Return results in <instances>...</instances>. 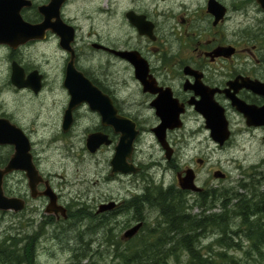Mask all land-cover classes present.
Segmentation results:
<instances>
[{
  "label": "flooded vegetation",
  "instance_id": "1",
  "mask_svg": "<svg viewBox=\"0 0 264 264\" xmlns=\"http://www.w3.org/2000/svg\"><path fill=\"white\" fill-rule=\"evenodd\" d=\"M51 3L50 18L44 22L41 9ZM7 9H12L35 30L34 38L24 43L19 41L20 30L12 31L11 36L4 38L6 41H0V170L6 169L16 148L22 161L20 167L3 173L1 178L3 195L16 198L21 209L0 213L26 221L32 225L31 235L38 238L63 234L76 225H80L82 242L86 234L95 233L94 240L87 238L88 244L83 242L80 255L75 251L76 257L85 258L84 264H91L90 256L100 247L111 249V253L114 248V252L119 253L120 248L128 252L123 256L124 264L134 263L137 250H166L167 244L170 245L169 233L181 237L183 231L173 225L178 215L170 213L179 210L183 212L181 218L188 220L191 219L188 211L193 206L208 204L206 190L201 187L198 192L183 190L178 184V177H183L186 170L193 172L195 180V170L190 165L177 163L181 151L179 138L184 136L187 123L202 121L210 137L204 116L196 109L199 101L207 97L223 108L230 138V110L241 118L246 131L264 138V8L257 0H0L3 28L8 25ZM69 36L72 39L67 43ZM41 45L53 46L59 52V66L50 50L40 52ZM69 66L100 92L104 103L101 110L91 109L87 102L74 107L72 122L64 130L63 120L70 102L65 86ZM136 66L146 69L142 78L138 77ZM130 88L133 91L126 96L124 90ZM46 89L53 102L57 99L63 107L58 131L54 129V121L46 122V129L41 130L49 132L47 138L52 137L53 146H57L58 139H64L62 136L70 135L79 120L91 118L95 122L92 127H85L84 150L90 155L110 154L103 166L106 170L100 171L97 179L99 186L104 187L97 197L84 199L78 191L71 192V182L41 163L39 140H35L37 132L30 125H38L39 111L34 105L44 104L39 98L46 94ZM26 96L36 100L24 102ZM231 96L256 110L257 125L247 124L244 113L232 105ZM163 107L170 108V119L179 110L176 121H169L172 126L180 123L179 127H167L160 132ZM81 109L85 112L80 113ZM104 109L110 122L123 119L136 133L125 159L132 171L115 170L111 164L121 136L120 124L106 123ZM95 133L101 134L102 142L91 152L87 137ZM158 134H163V141ZM146 136L149 140L144 139ZM142 143L152 146L153 152L148 149L144 152ZM27 155L29 161L23 163ZM157 155H162L165 166L155 158ZM160 167L175 170L174 191L172 185L153 182L148 176L151 170ZM123 177L127 178L126 184L119 182ZM226 177L224 174L223 178ZM188 192L196 194L191 200L193 204L183 197ZM174 203L181 204L174 207ZM152 209L162 220H156L154 228H146ZM202 213H195L190 227H184L186 237L192 235L197 257L200 255L195 243L206 231L213 230L205 225L199 228ZM137 225V231L130 234ZM151 234L156 238L150 240ZM194 264L212 262L195 259Z\"/></svg>",
  "mask_w": 264,
  "mask_h": 264
},
{
  "label": "rangeland",
  "instance_id": "2",
  "mask_svg": "<svg viewBox=\"0 0 264 264\" xmlns=\"http://www.w3.org/2000/svg\"><path fill=\"white\" fill-rule=\"evenodd\" d=\"M73 7V6H71ZM75 9V7H74ZM81 19V17H80ZM40 52H46L50 50L54 54L56 59V65L61 64V56L53 46H43L39 47ZM48 68V66H47ZM123 77H120V81L123 82ZM126 78V77H124ZM130 79V78H129ZM134 88V87H133ZM133 88H130L126 91V96H129L130 90L133 91ZM51 96V97H50ZM39 99L44 101V104L34 105L36 110L39 111L38 125L31 124V128L36 129L35 140H39L37 143L38 146V155L42 159V162L46 168L55 174H61L64 176L65 181H69L72 184L69 185L71 192L78 191L84 195V199L97 197L100 194V190L104 189L99 186L97 179L99 178L100 171H105L106 169L103 166H106L110 158L109 152L98 153V154H88L84 150L85 148V127H92L95 122H92V119L89 120H79L78 124L72 130L71 134L68 136H62L64 139H58L55 141L57 146H53L50 141L52 137L49 136V132L41 131L46 129V122H55L54 129L58 131V123L60 118V113L62 112V105L59 100L53 102L52 94L46 89V94L40 97ZM24 102L32 103V100L36 98L24 97ZM85 112L80 110V113ZM79 113V115H81ZM230 119L232 124V135L231 138L223 145L218 146L215 142L211 140L208 135V131L204 128L203 122L197 120V122H189L184 128V136L179 138L181 139V151L177 156V163L180 166L186 164L190 165L195 171V184L204 190L206 194L214 192V195L207 197L208 207L211 209H204L203 207L193 206L189 211V217L194 219L193 215L195 213L203 212V216H209L211 213H222L223 208L221 204L226 203V210L229 212L231 204L235 203L236 200L231 196L233 194H242L248 195L251 193L248 188H242L240 185L243 183H250L251 181L257 182L255 186L256 192L264 191V138L260 134H256L254 131H246L244 129V124L241 118L233 111L230 110ZM36 118V117H35ZM40 122V123H39ZM30 129V128H29ZM144 139L149 140L148 136ZM49 144V147L47 145ZM53 147V148H51ZM65 149H62V148ZM36 148V144H35ZM67 148H70V151L67 152ZM141 148L144 152L148 149V152H153V147H148L146 143L141 144ZM164 166L165 160L162 159V155L155 156ZM198 159H202L203 163L199 164ZM216 170H220L222 173L226 174V178L215 177L213 173ZM150 179L154 181H163L165 184L172 185L173 191L176 189L173 185L176 184L175 180V170L172 169H162L157 168L151 170ZM63 179V180H64ZM68 179V180H67ZM127 178H122L120 183L126 184ZM146 182H150L147 179ZM122 185V184H121ZM108 189V188H107ZM212 194V193H211ZM183 197L190 199L189 204L192 199H195L196 194L193 192H188V194H183ZM221 199V200H220ZM212 203V204H211ZM210 205V206H209ZM229 221H227L228 232L231 230H237L238 228V218H234L228 213ZM162 220L158 217L157 211L155 209L151 210L150 220L147 221L146 228H154L155 221ZM26 221L20 220L17 216L0 213V239L4 238L7 235H16L23 236L25 234H32V225L25 223ZM162 227V226H161ZM183 230V229H182ZM186 230L181 231L180 236H188ZM86 234V239L83 240L84 243L88 244V239L94 240L96 235ZM176 234V233H175ZM191 235V233H189ZM220 232L218 229H213L211 231H206V235L201 237L200 241L195 243L197 252L206 262L208 260L212 264H220L221 259L217 257L218 251H225L228 254H232L237 259V264H264V248H262L261 255L252 249L251 242L246 240L241 233L234 237V242H238L236 245L233 240L227 239V243H234V248L228 249L226 247H220L216 243V239L219 236ZM81 230L80 225H76L75 228L66 231L63 234H48L45 236H35V239L32 240L35 246V258L34 264H84L85 258L81 256L76 257L75 251L78 255L81 253V245H84L81 239ZM103 235V234H101ZM174 239V234L169 233L167 238ZM177 238L179 236H176ZM243 237V238H242ZM88 238V239H87ZM155 234H151L150 240H153ZM192 238V235H191ZM240 239V240H239ZM140 240V239H138ZM141 244L143 241H139ZM194 242V237H193ZM171 243L170 245H172ZM231 244V243H230ZM199 245H202L199 247ZM169 245L167 244L166 247ZM174 253H168L167 258L161 264H192L190 261L189 252L178 246L176 243L173 245ZM210 247V248H209ZM98 248V247H97ZM165 249V246L163 247ZM111 249L100 247L97 251H94L96 254L90 256L91 264H124L123 256L128 252H123L122 250L119 253L114 252L115 248L112 250V253L109 251ZM145 250H151L145 249ZM248 251V255L246 254ZM118 255L120 258H117ZM182 254V255H181ZM130 255V254H128Z\"/></svg>",
  "mask_w": 264,
  "mask_h": 264
},
{
  "label": "water",
  "instance_id": "3",
  "mask_svg": "<svg viewBox=\"0 0 264 264\" xmlns=\"http://www.w3.org/2000/svg\"><path fill=\"white\" fill-rule=\"evenodd\" d=\"M258 3L261 4V6L264 8V0H257ZM50 6H53V3H51L47 7H42L41 13L45 16L44 22H46L50 18V12L51 9ZM14 13L12 9H7L5 14V21L8 22V25L6 28L0 27V41L1 39L4 40L5 37L11 36L13 33L12 31H19L22 36L19 38L20 42H26L30 39L34 38V30L35 27L33 25H30L23 21L21 17ZM55 15H57V10L55 11ZM44 27V24L41 25ZM72 36H69L68 42L71 41ZM6 41V40H4ZM133 61V60H132ZM134 62V61H133ZM137 67V66H136ZM146 69L144 67H137V73L139 78H142ZM14 80L17 81V77H14ZM65 86L68 88V92L70 94V102L68 109L66 110L64 120H63V129L66 130L72 120H71V111L74 107L79 105L82 102L89 103V106L93 110H101V105L104 103L103 99L100 95V92L91 85V83L83 77L81 73H78L75 71L73 66L68 67V73L66 75L65 80ZM231 103L233 106L236 107L238 111H241L244 113V115L247 117V124L248 125H257L256 122V110L252 107H249L248 105H245L241 100L232 97L231 96ZM165 111L164 115H161L163 122L159 126L160 132H163V130L167 127H179L180 123H176L172 126V124L169 123V121H176V118L179 115V110L175 112L174 118L170 119L169 115V107L162 108ZM196 109L198 112H200L205 119V127L210 132L211 139L217 143L219 146H222L230 137V131L228 129V122L224 115V110L221 106H219L217 103H215L213 100L204 97L199 103L196 105ZM105 113L103 114L104 121L106 123H111L114 126L118 124L119 122V130L121 132L119 143L116 147V153L111 161V164L114 166L115 170H119L122 172H128L132 171L130 167H127L125 164V159L128 157L130 149H131V142L133 138L135 137L136 133L132 131V125L127 123V121L120 119H116L114 122H110L109 116L107 114V109H104ZM107 118V120H105ZM129 129V130H128ZM163 134H158V137L160 141H163L162 138ZM101 134L95 133L91 134L87 137V147L89 151L94 152L98 145L102 142ZM16 143V142H15ZM20 151L18 148H16V152L13 155L12 159L10 160L9 164L7 165L6 169L1 171L0 170V210L6 211V210H14L18 211L21 209V205L18 203V200L16 198H7L3 195L1 190V178L3 173L10 171L11 169L20 167L19 164L22 161L20 160ZM29 161V156H25V159L23 160V163H27ZM199 163H201V160H198ZM27 170L28 167H25ZM30 172V171H29ZM215 177L223 178L224 174L220 171H215L213 173ZM178 184L179 187L183 190H189V191H202L200 187H198L194 182V174L191 170H186L185 175L183 177H178ZM54 200V198H52ZM64 211V210H62ZM139 228V225L136 226L134 230L130 232L133 233L134 231H137ZM32 264V263H29Z\"/></svg>",
  "mask_w": 264,
  "mask_h": 264
},
{
  "label": "trees",
  "instance_id": "4",
  "mask_svg": "<svg viewBox=\"0 0 264 264\" xmlns=\"http://www.w3.org/2000/svg\"><path fill=\"white\" fill-rule=\"evenodd\" d=\"M256 185L257 182L255 181L244 184L242 183L240 186L242 188H248V190L251 191L250 194H233L231 196V199L233 198L234 200H236V202L231 204L229 212L225 208L227 203L225 202L224 205L223 203L221 204L223 208L222 213H214L213 215L207 217L204 216L198 221L199 228H201V225L203 227L205 225L213 227L212 229L219 230V232L221 233V237H217L216 243L220 247H226L228 249L234 248V243H238L234 242V237H237V235L241 233V235L246 240L251 242V248L254 249L257 254L261 255L262 248H264V191L260 193L256 192ZM211 193L204 195L206 197H212L214 195V192ZM174 197L176 196L174 195ZM179 204L181 203H174L173 206L177 207L179 206ZM181 213L183 212L176 210V212L172 211L170 214L178 215L177 218L175 217L173 225H175L176 229H178L179 227L184 230L185 225L190 227L191 219L184 220V217L181 218L180 216ZM228 213H230L232 217L238 218L239 220L237 230H231L230 233L228 232V229H226V226H228L227 221H229ZM173 237L174 239L170 238V236L167 239V243L173 244L169 245L164 251H157L153 248H151V250H137L135 252L133 264H161L162 262H164L165 258H167L168 253H174V250H172V248L174 247L173 245H175V243L189 252L188 254L191 257L190 261L192 262V264H194L195 259L205 261L203 258H201V256L197 257L193 252L192 240L190 237ZM33 239H35V236L28 234H25L23 236H19L18 234H10L0 239V264L33 263L35 257V246L32 242ZM227 239L228 241L229 239L233 240L234 243L230 242L231 244H228L226 242ZM246 254L248 255V251H246ZM217 257L221 259L220 264H237V259L235 258V256L232 254L230 255L225 251H218ZM125 264H128V262L126 261Z\"/></svg>",
  "mask_w": 264,
  "mask_h": 264
},
{
  "label": "bare ground",
  "instance_id": "5",
  "mask_svg": "<svg viewBox=\"0 0 264 264\" xmlns=\"http://www.w3.org/2000/svg\"><path fill=\"white\" fill-rule=\"evenodd\" d=\"M155 197H156V196H155ZM220 200H221V199H220ZM207 220H208V219H207ZM203 223H204V222H203ZM208 225H209V224H208ZM239 226H240V225H239ZM243 226H244V225H243ZM206 227H207V226H206ZM241 227H242V225H241ZM244 230H245V229H244ZM244 230H243V231H244ZM245 237H246V236H245ZM242 238H243V237H242ZM239 240H240V239H239ZM236 244H238V243H236ZM263 247H264V246H263ZM181 255H182V254H181Z\"/></svg>",
  "mask_w": 264,
  "mask_h": 264
}]
</instances>
